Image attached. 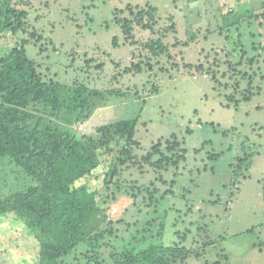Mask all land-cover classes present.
I'll use <instances>...</instances> for the list:
<instances>
[{"label": "rangeland", "instance_id": "rangeland-1", "mask_svg": "<svg viewBox=\"0 0 264 264\" xmlns=\"http://www.w3.org/2000/svg\"><path fill=\"white\" fill-rule=\"evenodd\" d=\"M12 2L27 17L0 58L23 45L58 83L60 117L33 102L31 125L53 121L92 150L78 185L102 209L52 258L67 218L33 230L26 203L41 182L0 154V264H133L154 247L175 264H264V0ZM152 8L149 28L139 14ZM124 119H137L134 144L105 141L100 128Z\"/></svg>", "mask_w": 264, "mask_h": 264}, {"label": "trees", "instance_id": "trees-1", "mask_svg": "<svg viewBox=\"0 0 264 264\" xmlns=\"http://www.w3.org/2000/svg\"><path fill=\"white\" fill-rule=\"evenodd\" d=\"M153 10V14H139L149 19L144 25L149 28L156 23V9ZM4 14L6 19L0 16V41L7 33L17 35L27 17L26 11L19 9L12 0L0 1V15ZM160 44L163 43L160 41ZM0 65V154L10 156L30 176L41 182L40 187L30 191L26 203L31 215L29 225L33 230L43 228L58 214V222L67 218L63 244L45 248L52 258L57 259L67 255L74 247L75 229L79 227L82 215L102 209L98 192L86 185H78L97 167L95 154L76 137L66 135L57 125L54 126L53 121L44 129L37 125L32 127L31 103L43 102L55 118L60 117L64 105L58 83L42 79L23 45L14 46L6 52L0 58ZM85 90L81 86L79 94L85 93ZM136 125L137 119H124L100 130L107 142L125 138L128 144H134ZM129 152L130 149L126 150L127 154ZM115 174L116 170L107 174V184L112 182ZM169 254H172L170 249L154 247L142 251L131 263L175 264V259L171 260Z\"/></svg>", "mask_w": 264, "mask_h": 264}]
</instances>
